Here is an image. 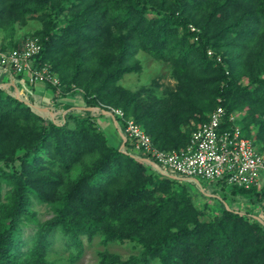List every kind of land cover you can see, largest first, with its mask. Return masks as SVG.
<instances>
[{
  "label": "trees",
  "instance_id": "trees-1",
  "mask_svg": "<svg viewBox=\"0 0 264 264\" xmlns=\"http://www.w3.org/2000/svg\"><path fill=\"white\" fill-rule=\"evenodd\" d=\"M0 33L3 50L35 36L42 48L35 65H49L61 82L60 95L47 84L50 91L85 103L63 106L57 118L26 96L33 87L23 77L15 79L26 89L0 67V264H57L49 255L58 233L76 259L82 237L140 249L126 261L100 252L97 264H264V183L229 185V198L252 211L225 198L212 206L205 192L195 193V179L172 176L136 152L118 116V146L96 124L120 109L170 152L185 149L198 124L223 107L246 112L243 130L256 132L263 152L264 0H0ZM139 54L168 64L178 83L161 107L121 83L142 72ZM34 202L52 217L40 222ZM29 224L36 230L24 251Z\"/></svg>",
  "mask_w": 264,
  "mask_h": 264
},
{
  "label": "built area",
  "instance_id": "built-area-1",
  "mask_svg": "<svg viewBox=\"0 0 264 264\" xmlns=\"http://www.w3.org/2000/svg\"><path fill=\"white\" fill-rule=\"evenodd\" d=\"M41 49L37 38L21 42L14 50L0 47V67L16 78L23 77V83L31 86L50 84L59 91L61 82L52 73L51 67L35 65ZM209 55L212 56V53L209 52ZM217 61L222 62V59L218 57ZM109 110L125 122L124 133L134 141L135 151L150 155L155 164L165 171L184 178L223 181L246 190L262 188L264 156L252 140L243 137L237 125L239 115H228L223 107H218L207 122L199 125L185 149L166 152L154 146L142 127L125 120L122 110Z\"/></svg>",
  "mask_w": 264,
  "mask_h": 264
},
{
  "label": "rangeland",
  "instance_id": "rangeland-1",
  "mask_svg": "<svg viewBox=\"0 0 264 264\" xmlns=\"http://www.w3.org/2000/svg\"><path fill=\"white\" fill-rule=\"evenodd\" d=\"M30 28H27L28 32L32 33L29 30L34 29L35 26H32L30 24V20H28ZM35 21H32V24ZM40 25V23H37V27ZM23 30L20 28V31ZM29 33V34H30ZM0 47L3 45V37L2 34L0 33ZM24 38H19L15 46H11L10 48L8 47L7 50H14L21 42L26 41L27 39H31L35 36L30 35V36H23ZM8 43V42H7ZM2 48V47H1ZM138 58L142 64V72L141 73H135V74H129L124 76L122 79L121 83L129 88L132 91H140L143 89L141 92V98L146 101L147 104L149 103H154L157 104L158 107H161L164 103H167V92L170 90H177L178 83L177 81L172 77L171 74V69L168 64L160 63L157 61L152 60L148 56H145L143 54H139ZM59 79V78H58ZM60 81V79H59ZM242 83L244 85L248 84L247 78L242 79ZM37 86V85H36ZM21 88L24 89V85L20 86ZM61 90V87L59 88V91ZM156 98V99H152ZM78 103V102H76ZM41 107H42V103ZM167 105V104H166ZM166 105H164L166 107ZM85 107V106H84ZM55 106H52L49 110V114L55 115L57 118L58 115L64 116L66 113L64 110L61 112H57L55 110ZM43 111L47 110L48 108L42 107ZM112 109V108H111ZM119 110V109H115ZM124 113V111H123ZM80 114V113H79ZM95 114V113H94ZM233 114H237L240 117H238L237 125L241 128L242 130V135L243 137L250 139L253 141L254 146L257 144L258 137L256 135V132L253 131V133L249 136H247L243 130V125L241 123L242 118L244 114H246L245 111H237L234 112ZM108 115V116H106ZM243 115V116H242ZM99 116V115H98ZM97 117V116H96ZM104 119L102 120L100 117L96 119V124L100 128L104 121H112L116 116L114 114H107L104 112V115L102 116ZM124 119L127 121H133L136 123V121L132 118H129L126 116L124 113ZM114 120V121H115ZM117 122V121H115ZM114 123V122H113ZM117 124V123H116ZM139 125L138 123H136ZM196 126L197 124L194 123ZM140 126V125H139ZM141 127V126H140ZM199 127V124H198ZM143 129V128H142ZM198 129V128H197ZM101 131L105 133L107 136L108 140L112 141V130L106 128L105 130ZM116 132V130H115ZM256 148V147H255ZM258 152L264 156V151L258 150ZM21 154V153H20ZM176 176L177 174H172V176ZM196 182L192 184V188L194 189L195 193L198 194L200 192H205L209 198H212L209 200V203H211L212 206L218 207L221 204L220 199L225 198L227 199L228 204L232 206V208H240L242 209L241 212L246 213L244 209H247L249 211L254 210L255 206L249 202L244 203L245 200L238 198L237 202H234L231 200L229 197L231 196V188L229 185L223 184L221 181H207L204 179L196 178ZM244 203V204H243ZM32 211L37 214V218L40 220V222H44L46 220H49L52 217V213L49 210V208L44 205L40 204L38 202H34L33 206L31 207ZM36 227L32 224H29L27 227L24 228V239L28 242L27 246L24 248V251L28 248L30 245V238L31 236L35 233ZM82 254L81 256L76 259V255L78 253L77 249L75 247H70L67 241L64 239V237L58 233L55 238L52 240V246L50 248V255L49 258L52 261H55L57 264H97L99 261V253L103 251H108L111 254L118 255L123 261H126L130 259L133 256H138L140 253V249L136 247L134 244L130 243H125V244H118V243H112L107 246L102 244V241L99 237L94 238V240L89 241L87 237H82ZM151 264H157V263H151Z\"/></svg>",
  "mask_w": 264,
  "mask_h": 264
},
{
  "label": "crops",
  "instance_id": "crops-1",
  "mask_svg": "<svg viewBox=\"0 0 264 264\" xmlns=\"http://www.w3.org/2000/svg\"><path fill=\"white\" fill-rule=\"evenodd\" d=\"M7 78L12 81V83L14 84H20V86L24 85L21 82H19L17 79H15V76L10 75L9 73H7ZM3 80L6 81V76L2 77ZM33 87V91H26V96H30V98L36 103L37 106L41 107L42 103V107L44 108H48L50 109L52 106H55V110L57 112H61L63 111L64 107L63 106H71L74 108H78L80 109H84L85 103L84 100L78 96V95H73V96H67V97H58L57 94H55V91H50V89L48 88L47 85H37V86H32ZM24 89H26V86L24 85ZM78 102V103H76ZM41 107V108H42ZM108 116V115H106ZM102 120L104 119V117L99 116ZM114 122V123H113ZM112 121H104V123L102 124V126L100 127L102 130H105L106 128L112 130V133L114 132V134L112 135V141H110V143H114L115 145H120L123 142V136L119 130L118 125L116 124V122L113 119ZM116 130V132H115Z\"/></svg>",
  "mask_w": 264,
  "mask_h": 264
},
{
  "label": "clouds",
  "instance_id": "clouds-1",
  "mask_svg": "<svg viewBox=\"0 0 264 264\" xmlns=\"http://www.w3.org/2000/svg\"><path fill=\"white\" fill-rule=\"evenodd\" d=\"M17 48V47H16ZM15 48V49H16ZM221 58V57H220ZM222 59V58H221ZM221 63V62H220ZM39 85H42V84H39ZM44 85H47V84H44ZM57 92H58V95H60V93H61V90L60 91H58V89H57Z\"/></svg>",
  "mask_w": 264,
  "mask_h": 264
}]
</instances>
